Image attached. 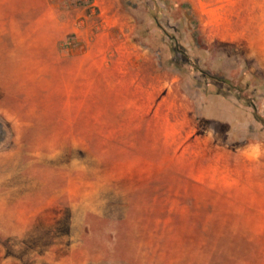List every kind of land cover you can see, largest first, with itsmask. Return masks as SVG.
Listing matches in <instances>:
<instances>
[{
  "label": "rangeland",
  "instance_id": "374dc122",
  "mask_svg": "<svg viewBox=\"0 0 264 264\" xmlns=\"http://www.w3.org/2000/svg\"><path fill=\"white\" fill-rule=\"evenodd\" d=\"M0 264H264V0H0Z\"/></svg>",
  "mask_w": 264,
  "mask_h": 264
},
{
  "label": "trees",
  "instance_id": "16d2710c",
  "mask_svg": "<svg viewBox=\"0 0 264 264\" xmlns=\"http://www.w3.org/2000/svg\"><path fill=\"white\" fill-rule=\"evenodd\" d=\"M214 79V78H213ZM215 80V79H214ZM218 81V79H216ZM222 83L224 84H227L228 85V82H224V81H221Z\"/></svg>",
  "mask_w": 264,
  "mask_h": 264
},
{
  "label": "bare ground",
  "instance_id": "6f19581e",
  "mask_svg": "<svg viewBox=\"0 0 264 264\" xmlns=\"http://www.w3.org/2000/svg\"><path fill=\"white\" fill-rule=\"evenodd\" d=\"M1 222H3V221H1ZM3 228H5V227H3ZM5 231V230H4Z\"/></svg>",
  "mask_w": 264,
  "mask_h": 264
}]
</instances>
